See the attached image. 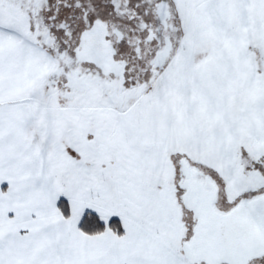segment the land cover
I'll list each match as a JSON object with an SVG mask.
<instances>
[{
	"label": "snow or ice",
	"instance_id": "obj_1",
	"mask_svg": "<svg viewBox=\"0 0 264 264\" xmlns=\"http://www.w3.org/2000/svg\"><path fill=\"white\" fill-rule=\"evenodd\" d=\"M0 264H264V0H0Z\"/></svg>",
	"mask_w": 264,
	"mask_h": 264
}]
</instances>
